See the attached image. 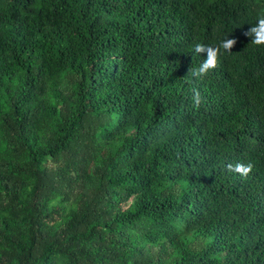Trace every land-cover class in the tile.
<instances>
[{
    "label": "trees",
    "instance_id": "trees-1",
    "mask_svg": "<svg viewBox=\"0 0 264 264\" xmlns=\"http://www.w3.org/2000/svg\"><path fill=\"white\" fill-rule=\"evenodd\" d=\"M261 16L0 0V264H264V45L244 35ZM228 36L191 77L193 45Z\"/></svg>",
    "mask_w": 264,
    "mask_h": 264
},
{
    "label": "clouds",
    "instance_id": "clouds-1",
    "mask_svg": "<svg viewBox=\"0 0 264 264\" xmlns=\"http://www.w3.org/2000/svg\"><path fill=\"white\" fill-rule=\"evenodd\" d=\"M245 36L251 37V43L254 45H264V16L258 18L255 25H252L245 31ZM236 38L226 37L220 41L216 46L205 45L202 42H197L193 45V52L195 54L204 55L205 59L201 62L199 67L190 70V76L195 79H201L206 76L210 70L217 67L219 57L222 55L221 49L224 52L232 51L236 44ZM193 100L198 107L201 102V94L198 90L193 89ZM229 170H234L242 175H247L251 169L252 164L237 163L234 167L232 164L227 165Z\"/></svg>",
    "mask_w": 264,
    "mask_h": 264
}]
</instances>
